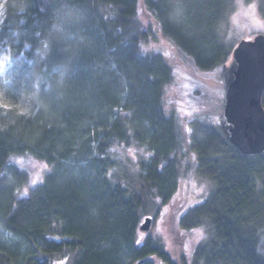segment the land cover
<instances>
[{
	"label": "trees",
	"instance_id": "obj_1",
	"mask_svg": "<svg viewBox=\"0 0 264 264\" xmlns=\"http://www.w3.org/2000/svg\"><path fill=\"white\" fill-rule=\"evenodd\" d=\"M68 2L86 21L59 44L49 35L50 0H5L2 8L0 35L19 26L36 56L68 62L71 74L61 87L41 86L38 98L19 77L8 82L16 63L0 78L11 107L0 114V264H55L65 257L69 264H264V153H242L224 124L220 130L191 122L197 175L214 185L201 204L178 216L179 232L209 227L191 259L175 261L157 239L141 238L148 207L159 215L174 200L187 154H177L184 118L168 116L162 105L172 68L161 53L142 54L141 45L159 32L200 70L225 66L231 52L219 28L230 1ZM141 2L156 28L140 19ZM258 7L264 18V0ZM17 47V58L33 56ZM132 148L143 151L135 164ZM18 156L51 168L21 196L29 176L14 163Z\"/></svg>",
	"mask_w": 264,
	"mask_h": 264
},
{
	"label": "rangeland",
	"instance_id": "obj_2",
	"mask_svg": "<svg viewBox=\"0 0 264 264\" xmlns=\"http://www.w3.org/2000/svg\"><path fill=\"white\" fill-rule=\"evenodd\" d=\"M229 7L221 18L220 28L227 47L230 49V59L232 61L235 51L243 42H252L255 37H264V18L259 12V0H229ZM5 0H0V21L3 16ZM141 2L139 7L140 19L146 27L156 28V22ZM6 42H0V78L5 79L9 70L15 63L26 62L25 56H20L15 60L9 59V49L5 46ZM142 54L161 53L167 63L172 68L174 74L173 81L165 88L163 96V108L168 116L174 114L182 117L180 120L179 132L182 137V145L177 154L182 157L181 179L179 189L174 195V200L163 207L157 213L156 206L148 207V213L142 217L141 224L146 217L153 219V224L148 232L141 231V238L144 240L152 236L161 242L172 259L177 261L185 255L191 259L195 247L202 241L198 239V232H208L207 228L194 229L190 232H179V215L186 213L190 208L201 204L209 196L214 188L213 182L203 179L197 175V158L190 149L192 136V121L194 119L213 125L222 130V75L224 65H219L210 71L200 70L194 59L179 49L173 42L166 40L157 32L156 40L152 39L141 45ZM29 62V61H28ZM7 101L0 93V114L3 117L9 111ZM190 113V115H189ZM190 129V131H189ZM130 161L135 164L139 161L142 150L132 148ZM129 155V156H130ZM14 163L28 173V184L20 190L19 194L25 195L32 188L41 184L45 175L50 171V166L44 162L36 160L31 156H18L13 158ZM131 164V165H132ZM158 215V216H157ZM181 235V236H180ZM4 237H9L8 233L2 231ZM264 246V239L260 243ZM55 264H69L68 258H58ZM161 264V263H157Z\"/></svg>",
	"mask_w": 264,
	"mask_h": 264
},
{
	"label": "water",
	"instance_id": "obj_3",
	"mask_svg": "<svg viewBox=\"0 0 264 264\" xmlns=\"http://www.w3.org/2000/svg\"><path fill=\"white\" fill-rule=\"evenodd\" d=\"M225 66L222 83L225 102L222 122L233 144L246 155L264 153V39L243 42ZM153 224L146 217L140 226L148 232Z\"/></svg>",
	"mask_w": 264,
	"mask_h": 264
},
{
	"label": "clouds",
	"instance_id": "obj_4",
	"mask_svg": "<svg viewBox=\"0 0 264 264\" xmlns=\"http://www.w3.org/2000/svg\"><path fill=\"white\" fill-rule=\"evenodd\" d=\"M51 3V24L49 35L57 44L62 43L68 35V30L83 24L86 16L83 11L72 7L68 0H50ZM0 42H6L9 49V59L15 60L20 55L21 47H28L33 51V56L28 57V53H23L28 57L30 62H21L16 65L14 75L8 77L10 83L14 77H19L21 86L30 85L33 90V96L38 98L41 86L52 89L63 86L71 74V67L68 62L49 63L48 57L40 58L35 55V49L30 43L23 39V32L19 26L10 27L9 31L0 35ZM48 47L47 45H45ZM53 48H49V56L53 52ZM2 67V66H0ZM4 87V83L0 82V90ZM11 159V157H9Z\"/></svg>",
	"mask_w": 264,
	"mask_h": 264
},
{
	"label": "snow or ice",
	"instance_id": "obj_5",
	"mask_svg": "<svg viewBox=\"0 0 264 264\" xmlns=\"http://www.w3.org/2000/svg\"><path fill=\"white\" fill-rule=\"evenodd\" d=\"M189 115H190V113H189ZM189 131H190V129H189ZM25 194H27V193H25ZM202 238H203V232L200 231V232H198V239H202Z\"/></svg>",
	"mask_w": 264,
	"mask_h": 264
}]
</instances>
